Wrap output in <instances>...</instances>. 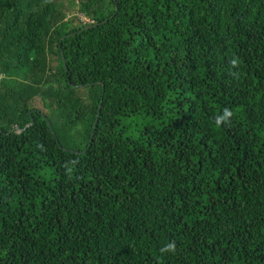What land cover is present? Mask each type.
<instances>
[{"label":"trees","instance_id":"16d2710c","mask_svg":"<svg viewBox=\"0 0 264 264\" xmlns=\"http://www.w3.org/2000/svg\"><path fill=\"white\" fill-rule=\"evenodd\" d=\"M66 4L0 0V264H264V0Z\"/></svg>","mask_w":264,"mask_h":264},{"label":"clouds","instance_id":"9594fccd","mask_svg":"<svg viewBox=\"0 0 264 264\" xmlns=\"http://www.w3.org/2000/svg\"><path fill=\"white\" fill-rule=\"evenodd\" d=\"M230 63H231V66L234 68H239L240 66V61L238 57H233ZM231 74L234 76L238 75V73H231ZM232 117H233V111L225 107L222 109V111L219 114H217L214 117V124L217 127H220L222 125H227L231 122ZM75 163H77V161L65 162V164L63 165L69 179H71L72 173H73V167L71 165H74ZM175 251H176L175 240L167 242L159 249V252L161 253V255L166 254V253H175Z\"/></svg>","mask_w":264,"mask_h":264},{"label":"rangeland","instance_id":"374dc122","mask_svg":"<svg viewBox=\"0 0 264 264\" xmlns=\"http://www.w3.org/2000/svg\"><path fill=\"white\" fill-rule=\"evenodd\" d=\"M58 4L60 7H62V10L64 12H66L67 17L72 19L73 25L75 26H82V21H81V16L79 14H76V12H74V10L72 11L70 8H68L67 4H66V0H58ZM71 14V15H70ZM50 61H51V65H55V60L53 59V57H49ZM1 77V75H0ZM82 94H85V92H82ZM88 99L85 101L87 103ZM34 106L39 109L41 108L39 103L36 101V103L34 104Z\"/></svg>","mask_w":264,"mask_h":264},{"label":"built area","instance_id":"2783aa9c","mask_svg":"<svg viewBox=\"0 0 264 264\" xmlns=\"http://www.w3.org/2000/svg\"><path fill=\"white\" fill-rule=\"evenodd\" d=\"M80 19H81L83 25H87V24H89V23H92V21H90V20L87 19V18H84L83 16H81Z\"/></svg>","mask_w":264,"mask_h":264},{"label":"water","instance_id":"95a60500","mask_svg":"<svg viewBox=\"0 0 264 264\" xmlns=\"http://www.w3.org/2000/svg\"><path fill=\"white\" fill-rule=\"evenodd\" d=\"M96 122H97V119L95 120V124H96ZM47 125H48V127H49V124L47 123Z\"/></svg>","mask_w":264,"mask_h":264}]
</instances>
